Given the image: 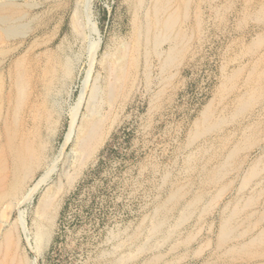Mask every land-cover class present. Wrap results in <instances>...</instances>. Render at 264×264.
<instances>
[{
  "label": "rangeland",
  "instance_id": "1",
  "mask_svg": "<svg viewBox=\"0 0 264 264\" xmlns=\"http://www.w3.org/2000/svg\"><path fill=\"white\" fill-rule=\"evenodd\" d=\"M132 2L133 0H0V194H2L0 210L2 202L13 192L17 180L15 178L18 176V172L15 173L12 169V158L8 147L10 136L15 145L27 131L35 134L36 138L39 135L44 140L51 137L48 139L45 163L48 162L54 167L47 183L41 187L34 199L14 208L9 215L7 224L17 226L15 237L20 241L17 254L24 258L26 264H34L36 258L35 264H109L113 254L119 255L128 249L127 246L123 247L119 244H124L125 241L129 244L131 237L128 236H132L137 232L136 230L148 228L158 205L167 199L172 188L178 186L186 188V199L201 189L205 191V198L203 197L186 221L179 223L174 236L166 242L156 237L155 242H152L160 243L165 250L173 242H181L183 238L191 235L193 243L180 245L174 252V257L180 256L187 264H201L205 260L216 262L219 256L217 264H229V261L221 256L223 249H217L216 241L223 207L238 194L249 196L253 191L262 189L263 194L259 198L257 208L262 210L264 206L263 165H261L263 171L246 188L242 187L241 176L236 177L235 171L230 172L228 178H231L230 181L234 180L231 184L232 188L220 199H216L219 185H203L201 166L215 165L222 158L223 148L222 151L218 149L220 136L223 134L229 136L230 144L238 142L244 128L260 115L257 105L244 114L238 116L231 114L234 105L232 99L241 89L240 85L237 86L238 88L230 89L226 95L215 101L214 115L226 118V125L223 124L220 131L204 134L196 138L197 140L189 139L195 129L193 127L195 119L200 116L205 105L218 91L223 74L221 70L223 68L227 71L232 70L244 60L231 63L230 59L235 58L233 43L225 36L226 31L223 28L213 29L212 20H208L209 27L204 31L203 42L198 43L195 40L182 66L170 71L174 73L180 69L171 79V83L165 84L164 79L169 72L162 73L160 67L164 58L162 53L168 49V45L164 43L158 49L161 55L151 53V61L146 67L147 72L144 71L143 62L146 59L142 48L140 79L138 77V81L128 92L129 95L122 96L125 99L120 97L110 104L103 97L101 90H103L105 70L102 58L105 53H109L108 58L114 60L122 48L128 45L129 59L135 55V52H132L136 44ZM149 9L150 0H146L143 10L137 12L138 18L147 15L151 17ZM76 10L83 22L86 21V14L89 13L100 28L102 44L94 58L91 46L98 36L87 26L82 35L79 31H75L71 23V14ZM209 14L210 11L207 16ZM2 18H7V21ZM19 69L27 72L26 85L29 86H26L25 90L28 91H24L21 100L15 98L11 102L10 97L17 95L16 89H12V77ZM146 73L149 74L148 77ZM44 77L48 79L51 77L49 80L53 87L50 85L49 98L45 96ZM95 85L99 86L98 92H101L99 95L101 99H98L96 106L100 109H96L98 110L96 114L99 116L103 114L101 117L105 118L108 135L92 156L84 162L85 164H79L77 134L81 117L86 113L87 100ZM83 89H85L84 103L79 118L74 124V131L68 136L72 109L76 106ZM156 95L158 97L155 99ZM13 107L18 111L17 117L15 121L12 118L7 122V113L10 108L11 112H14ZM33 117L37 120L34 121ZM110 119L113 121L111 122ZM36 126L38 127L35 128ZM203 145L209 150L198 153ZM262 147L264 148V139L261 146L250 153L248 158L250 162L258 157L261 158L264 154V152L261 154ZM191 153L199 155L196 158V165L188 169L185 163L189 157H193ZM246 153L245 150L240 152L242 161ZM44 170L45 167L42 166L36 171L29 185L36 182L43 175ZM48 188L56 194L57 209L53 214L55 216L50 239L42 246L41 252L37 253L35 248L37 205L41 195ZM182 207L180 204L171 210L166 220V225L170 229L174 230ZM21 210L24 211L27 220L26 232L18 223V214ZM145 236V234L139 235V243L147 239ZM146 256V254L141 255L134 263L127 264H138L141 257ZM167 258L172 260L173 254L167 255Z\"/></svg>",
  "mask_w": 264,
  "mask_h": 264
},
{
  "label": "bare ground",
  "instance_id": "2",
  "mask_svg": "<svg viewBox=\"0 0 264 264\" xmlns=\"http://www.w3.org/2000/svg\"><path fill=\"white\" fill-rule=\"evenodd\" d=\"M145 2L146 0H133V2L131 3V8L133 9L135 16L133 22L134 28L132 27L134 31V35L136 36V44H134L135 46L134 49L132 50V52H135V55H133L132 58L129 59V47L128 45H126L119 52V55L116 56L117 57L116 59L113 60L111 58H108L109 53H105V55L102 58L103 59L102 63L104 65V70H105V77L102 86L103 90H101V88L100 90L103 91V97H105L107 102L112 104L115 100H118L120 97L129 95L128 92L132 89V86L136 83V81H138V77L140 74L139 72L142 64V59L140 57H141L142 48H144V55H145V57L144 55L143 57L146 59L145 62H143L144 63L143 66L145 67L144 71H146V67L147 65L149 66L148 63L149 61H151L150 59V57L152 56L151 53L155 55H161L158 49L164 43L168 45V49L166 52L162 53L164 54L163 56L164 58H163V63L162 65H160V67L162 73L169 72V74H167L166 78L164 79L166 80L165 84L171 83V79H173L175 73H177L180 69L174 73L173 72L170 73V71L173 70L174 68L178 69V67L181 64H183L184 59L187 53L192 48V43L195 40L198 43L203 42L205 36L204 31L207 29V27H209L208 20H212L213 29L220 30L221 28H223L226 31L225 36L228 39H230L233 43V47H234L233 54L235 58L230 59L231 63L238 62L243 59L244 60L240 61L236 66H234L232 70L227 71L226 68L225 69L223 68L221 70L223 74L220 83L218 85V91L216 92V95L214 94V97L208 102V104L205 105L202 112H200L201 113L200 116L195 119L193 126L195 129L193 133L189 136V139H196L204 134L211 133L214 131H220L222 129L223 124L226 125L225 123L227 122L225 120L226 118H223L222 116L215 117L214 115L215 101L216 99H219L224 95H226V92H228L230 89H235V87L240 85L241 89L238 91V93L235 92L236 95L232 99L234 105L231 110V114H233V116H238L242 113L244 114V112L250 110L252 107L257 105V108L259 106L260 109L259 110L260 115L258 118H256V120H254L244 128L241 134V138L238 142H233L230 144L229 136L224 134L221 135L220 136L221 146L219 145L218 149L222 151L223 148L222 158L215 165L201 166V171H202V179L204 186H209L212 184L219 185L216 199H220L226 191L232 188L231 184L234 182V180L230 181L231 178L230 179L228 178V174L230 172L235 171L234 173L236 177L241 176L242 178L241 180H243L242 187L246 188V186L250 185L252 181L260 174V172L263 171L262 169L264 166V154H262L264 152L263 147L261 150V154H262L261 158L258 157L257 159H253L251 162L248 160L250 153L253 150L260 147L262 140L264 139V0H150L149 12L151 13V17L147 15L139 19L137 16V12H139L141 9L143 10ZM87 3H89V1ZM146 10H148V8ZM209 11L210 14L209 16H207ZM71 15H72L71 23L74 29H76L75 31H79L82 35L84 33L85 26H87L92 33L98 36L97 37L98 39L95 40V42H93L91 46L92 47L91 53H92V57L94 58L102 44L101 32L97 21L94 20V18H92V16L89 13H87L86 21H84L85 22L84 23L82 17L78 15L77 10L74 13L72 11ZM208 17H212V18L208 19ZM10 18L8 20H10ZM6 19L2 18V20H6ZM17 63H21V61ZM54 72L56 73V71ZM26 73L19 69L16 70V72L13 74L12 89L13 88L16 89L17 95L15 97H13L12 95L9 101L12 102L13 99L15 98H17V100H21V98L24 96V91H26L25 89L27 86ZM146 74H147L146 77H148L149 74L148 73ZM49 79L46 77H44L43 79L46 90L45 96L47 98L50 97V85L52 86L51 81ZM84 88H86V85ZM98 91H99V86L95 85L86 103V113H84L83 116L81 117L80 127L77 134L78 135L77 151L79 153L78 156L79 164H83L86 160H88L92 156V154L96 151V149L100 146V144L104 142V139H106L108 135V128H107L108 126L107 127L105 126L106 125L105 118L101 117L103 116V114L101 116L96 114V112H98V110L96 111V109L99 108V107L96 108L97 102H99L98 99H101L99 98L101 92L99 93ZM80 94L81 95L79 97L76 106L72 109L71 127L68 136H70L72 131H74L73 130L74 124L77 122V119L79 118V112L81 110L82 104L84 103L83 101L85 97V89H83L82 93ZM157 97L158 95L155 96V99ZM109 103L108 105L110 106ZM18 106L19 105H17L16 107ZM16 107L15 108L13 107L14 112H11V108L8 111L6 116L7 122L9 121V119L11 120L12 118H14L15 121V117H17L16 115L18 114ZM35 113L33 114L35 115ZM50 116L52 115L50 114ZM32 119H34V121L37 120V118L34 117ZM110 121L112 122L113 120L110 119ZM5 125L4 127H6ZM37 127L38 126H36L35 128ZM28 132L29 131L23 133L24 135L21 136L22 138L20 139V141L18 140L19 143L17 145H15V142L13 141L10 135L9 136L11 140L9 143L7 142L10 150V155L12 158L11 159L13 166L12 169L14 170L15 173L18 172L17 173L18 176L17 178H15L17 180L15 182L16 184L13 192L11 191L12 193L11 194L9 193L10 195L9 196L7 195L8 196L7 198L4 197L6 199L4 200V202H2V209L0 210V264H26L23 260L24 258L22 259L17 254V249L20 242L15 237L17 226L16 225L11 226L7 224L9 221L8 220L9 215L11 214L14 208H18L20 205L24 204L25 202L32 201L34 199L35 195L39 192L41 187L47 183L54 169L52 164H49L48 162L45 163V160H47L46 152L48 151V139H51V137H47L48 139L45 138L46 140H44V138L41 135H39L36 138L35 134L33 135L31 132L29 133ZM207 149L208 148L203 145L198 153H204L205 151H207ZM242 150L247 151L246 153L247 155L243 156V161H242V157L240 156V152ZM198 153L197 154L194 153L195 156L194 154L191 153L193 157H189V160L185 163L188 169L193 168L196 165V161H197L196 158L199 155ZM42 166L45 167L44 170L45 172L43 173V175H41L39 179L36 180V182L29 185V183L34 178V173L38 171L40 168H42ZM226 177L228 178V180L225 179ZM168 190L170 191V189ZM204 194H205L204 189H201L200 191L196 192L193 196H191L189 199H186L187 190L184 186L183 187L178 186L176 188L175 187L172 188L171 193L168 195L167 199H165L162 203H160L156 208L155 215L153 216L154 219H151L152 221H150L151 223L148 226V228L146 227L145 230L144 229L136 230L137 232L134 233L132 236L127 235L128 237H131V239L129 240V244L127 243L128 241H125L124 244L121 243V245L119 244V246H123V247L127 246L128 249L122 251L121 252L122 254L119 255L113 254L112 259L109 260L110 261L109 264H127L128 262L134 263V261H137L138 258L144 254H146L147 256L141 257V261H139L138 264H187L185 261L184 262L182 261L180 256L174 257V252L177 250V248L180 245L186 246L187 244H190L193 240V236L191 235L186 236L185 238L182 239L181 242H175V243L173 242L170 245V247L165 250L162 249L160 243L157 242L153 243V242H155L156 237L162 238V240L166 242V240H169L172 236H174V233L177 230V226L182 224L192 215V213L195 211L194 210L195 207L203 200ZM262 194H263V189L259 191H253L252 193L249 194V196H246L245 194H238L237 196L231 198L228 201L227 205L223 207L220 224L216 234V238H217L216 241H217V249H223L221 256L225 257L229 261V264H264V206L262 207V210H258L257 208L259 204V198L261 197ZM180 204H182L183 206L181 209L182 211L180 216L178 217V222L177 224H175L173 230L167 227L166 220L167 218H169L168 216L171 210L173 208L178 207V205ZM56 209H57L56 194L50 191L48 188L41 195L37 205L38 218L35 222V238H36L35 248L37 253L41 252L42 246H44V244H47V242L50 239L52 232L51 231L52 221H53V217L55 216V215L53 216V214L56 211ZM24 215H25L24 211L21 210L18 214L19 216L18 223L20 227L26 232L27 220L25 219ZM15 221H13V224ZM140 234L141 235L145 234L147 236V239L146 240L143 239L144 242L141 243H139L138 241ZM169 254H173L172 260H169V258H167V255ZM218 260H219V256L217 257L216 262H210L209 260H205L201 264H217ZM36 261L37 258L35 259V261H33L34 264L36 263ZM223 264H228V263H223Z\"/></svg>",
  "mask_w": 264,
  "mask_h": 264
}]
</instances>
